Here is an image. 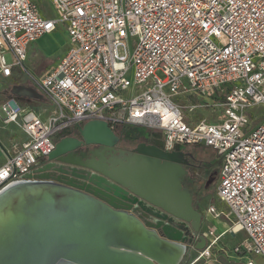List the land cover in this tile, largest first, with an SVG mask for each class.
<instances>
[{
    "label": "built area",
    "instance_id": "built-area-1",
    "mask_svg": "<svg viewBox=\"0 0 264 264\" xmlns=\"http://www.w3.org/2000/svg\"><path fill=\"white\" fill-rule=\"evenodd\" d=\"M52 3L56 17H46L35 0H0V75L24 67L30 44L60 25L69 36L58 63L33 77L55 113L43 119L15 99L0 105L3 122L19 124L28 136L0 166V192L41 165L60 133L93 120L112 129L144 126L162 133L165 150L194 144L217 150V194L235 217L230 229L247 233L235 251L260 256L264 264V0ZM192 93L222 94L216 120H186L185 109L197 105L173 97ZM207 212L221 216L214 205ZM222 235L205 231L207 245L191 264L211 259Z\"/></svg>",
    "mask_w": 264,
    "mask_h": 264
},
{
    "label": "water",
    "instance_id": "water-1",
    "mask_svg": "<svg viewBox=\"0 0 264 264\" xmlns=\"http://www.w3.org/2000/svg\"><path fill=\"white\" fill-rule=\"evenodd\" d=\"M78 129L82 140L60 138L25 180L0 192V264H181L191 247H206L203 234L194 240L202 213L182 182L183 152L140 144L135 153L108 158L83 147H113L120 140L107 122ZM57 162L86 171L95 187L51 175ZM149 205L163 212L156 223L147 219ZM175 219L189 223L185 235L182 225L166 222Z\"/></svg>",
    "mask_w": 264,
    "mask_h": 264
},
{
    "label": "rangeland",
    "instance_id": "rangeland-1",
    "mask_svg": "<svg viewBox=\"0 0 264 264\" xmlns=\"http://www.w3.org/2000/svg\"><path fill=\"white\" fill-rule=\"evenodd\" d=\"M35 1H37L42 13L46 17H56L57 13L53 7L52 0ZM61 38H64V33L59 30L56 35H53L48 43L52 47L60 49L61 47H59L58 45H63L61 44ZM133 42L134 38H131L129 40L130 48L133 47ZM39 48L46 51L39 41L37 43H33L30 47L29 57L24 63L25 68H27L29 72L34 73L33 75L35 76L33 77L35 79H39L44 75L38 73L37 71H33V63H35L34 59L38 55L36 52H34V50H37ZM60 55L61 50H57L53 57H58ZM20 71L22 74H26L24 69L20 68ZM156 75L161 78L164 77L163 72L160 70L156 71ZM173 99L181 104H184L186 107L191 106L192 104L197 105V107L192 110L188 108L185 109V118L191 123H194L195 121L203 117L210 120H216L217 117L222 113V108L218 105H215L218 102V99L215 96H204L202 94L192 93L187 95L174 96ZM207 103H209L210 105L214 104L215 107L206 106L205 104ZM17 127L18 125L16 124H11L10 126H8L6 123H0V131H2L4 134L6 133L7 136L11 135L13 132L9 128L15 130ZM131 127L143 128L144 126ZM62 136L63 135L60 133L57 136V141ZM187 146L188 147H186V149L192 153V155L196 159L195 162L198 163V165L195 167L194 172L197 173L200 170L199 175L197 174L195 183L191 185V190L193 193H195L194 206L202 213V225L199 233H196L194 235V240L198 242L199 237L198 239L196 237L200 234L204 235L205 231L212 228H215L218 234L224 231L219 241L212 248L213 255L211 259H208L209 261L205 260L207 261V263L204 264H221L218 260L220 257L227 258L239 263H246L248 260L253 259L256 264H262L263 259L260 256H257L255 254H241L235 251V247L246 240L247 233L244 230L234 232L230 229L231 225L234 223L235 217L232 214L229 216L226 215L229 212V208L217 194L222 165V156L217 152L216 149H214L213 147L205 146L204 144ZM205 166H207V170L205 173H202L201 168ZM210 205H214L216 207V209L221 213L220 217H215L214 215L207 212V209ZM223 221L227 223L224 224ZM199 251L200 250L195 249L194 246L191 247L190 252L187 253L181 264H191V262L198 255Z\"/></svg>",
    "mask_w": 264,
    "mask_h": 264
},
{
    "label": "crops",
    "instance_id": "crops-1",
    "mask_svg": "<svg viewBox=\"0 0 264 264\" xmlns=\"http://www.w3.org/2000/svg\"><path fill=\"white\" fill-rule=\"evenodd\" d=\"M59 30L64 33V38H61V44L63 45H58L61 48L57 49L55 47H52L48 43V41L53 37V35H56ZM38 41L43 45L46 51L40 48L34 50V52H36L38 55L34 59L35 63H33V71L34 72L37 71L38 73L43 75L46 74L51 68H53L58 63V61L64 56L69 46V36L66 28L63 25H60L55 32L50 34H45L33 43H37ZM32 44H30L28 48L27 59L29 57V51ZM57 50H61V55L58 57H53V55ZM20 68L24 69L26 74H22ZM33 74L34 73L29 72L27 68H25V66L24 67L15 66L13 68V73L11 76L5 77L0 75V105L6 100L15 99L23 107L34 109L43 119H49L50 116H52L55 113L57 107L51 101V99L45 95V93L40 89V87H38L34 83L33 76L35 75ZM25 88H27V90ZM0 123L5 124L2 120L1 114H0ZM11 124L18 125V127L15 130L9 128L13 131L11 135L7 136L6 133L4 134L2 131H0V166L7 161L9 155L12 153L13 144L15 142L25 141L28 138L27 134L22 130L19 124L9 123L7 125L10 126ZM160 139L162 140L163 143L160 145L164 147L162 135ZM194 145H202V144H194ZM185 147L188 146L185 145ZM226 215L228 216V214ZM223 222L224 224L227 223L225 221ZM207 261H205V263H207Z\"/></svg>",
    "mask_w": 264,
    "mask_h": 264
},
{
    "label": "flooded vegetation",
    "instance_id": "flooded-vegetation-1",
    "mask_svg": "<svg viewBox=\"0 0 264 264\" xmlns=\"http://www.w3.org/2000/svg\"><path fill=\"white\" fill-rule=\"evenodd\" d=\"M114 131L116 132V134L120 137V140L115 143L113 145V147H105L103 145L100 144H94V145H86L83 144V147L85 148L84 150H86L87 147H91L94 149H98L100 152H102L103 154H105L106 157L110 158V157H114L120 154V151H125V154L128 153H135L137 152V147L140 144H147V145H156L159 146L161 148H164L162 145L153 142L150 139L147 138H138V139H129L125 136L124 133H122L120 130H118V127L114 129ZM63 137H67V136H72V137H77L79 138V140H82V136L79 133V129L78 126H76L75 128H73L71 131L67 132H63L61 133ZM87 151V150H86ZM173 151H177V152H183L182 154H178V158L179 163L185 168L187 169V173L184 174L183 178H182V182L184 185H186L187 187H189V189L191 190V185H193V183H195L196 179H197V174L199 175V172L195 173V167L198 165V163L195 162V157L192 155V153L190 151H188L186 149L185 146H181L178 148L173 149ZM90 156V155H89ZM44 161V160H43ZM207 170V166L201 168V172L205 173ZM51 175H54L56 177H60L63 180H69L72 181L78 185H82V186H86V187H90L93 188L95 187V184H93V182H91L89 180L88 177H86L85 175H87L86 171H82V170H73L71 169L69 166L62 164L61 162H57V164H55V166L49 171ZM201 175V173H200ZM104 187V185L102 186ZM192 192V190H191ZM193 193V192H192ZM195 200V193H193V203ZM151 207V210L148 211L149 216L147 217V219L152 222V223H156L157 221L161 220V218L159 217L160 214V209H157L156 207H153L151 205H149ZM144 208V207H143ZM145 210V209H143ZM163 213V212H161ZM167 223L172 224L173 226H183V231H184V235L186 234V226H188L189 223H185L183 221H180L178 219H175L173 221H167ZM191 226V225H189Z\"/></svg>",
    "mask_w": 264,
    "mask_h": 264
},
{
    "label": "trees",
    "instance_id": "trees-1",
    "mask_svg": "<svg viewBox=\"0 0 264 264\" xmlns=\"http://www.w3.org/2000/svg\"><path fill=\"white\" fill-rule=\"evenodd\" d=\"M218 100L222 99V94L220 97H217ZM118 130L125 134L129 139H138V138H147L156 142L158 144H163L161 138L162 133L155 129L149 128H140V127H131V126H122L117 125ZM68 133V132H67Z\"/></svg>",
    "mask_w": 264,
    "mask_h": 264
},
{
    "label": "bare ground",
    "instance_id": "bare-ground-1",
    "mask_svg": "<svg viewBox=\"0 0 264 264\" xmlns=\"http://www.w3.org/2000/svg\"><path fill=\"white\" fill-rule=\"evenodd\" d=\"M236 229H237V228H236ZM223 232H224V231H223ZM223 232H222V233H223Z\"/></svg>",
    "mask_w": 264,
    "mask_h": 264
}]
</instances>
